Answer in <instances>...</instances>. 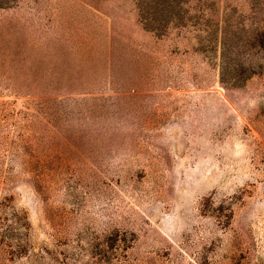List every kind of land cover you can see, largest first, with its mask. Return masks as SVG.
I'll list each match as a JSON object with an SVG mask.
<instances>
[{
	"label": "rangeland",
	"instance_id": "374dc122",
	"mask_svg": "<svg viewBox=\"0 0 264 264\" xmlns=\"http://www.w3.org/2000/svg\"><path fill=\"white\" fill-rule=\"evenodd\" d=\"M0 264H264V0H0Z\"/></svg>",
	"mask_w": 264,
	"mask_h": 264
}]
</instances>
